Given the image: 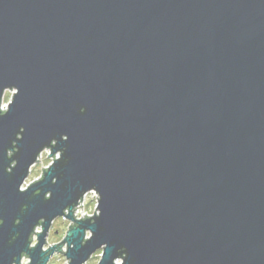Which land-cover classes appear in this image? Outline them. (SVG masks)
<instances>
[{
	"label": "water",
	"instance_id": "obj_1",
	"mask_svg": "<svg viewBox=\"0 0 264 264\" xmlns=\"http://www.w3.org/2000/svg\"><path fill=\"white\" fill-rule=\"evenodd\" d=\"M12 83L21 92L0 117V264L27 247L39 216L92 183L103 214L69 229L75 264L104 241L102 264L124 245L127 264H264V0H0V87ZM63 132L69 162L20 193L39 146ZM32 255L46 259L39 246Z\"/></svg>",
	"mask_w": 264,
	"mask_h": 264
},
{
	"label": "clouds",
	"instance_id": "obj_2",
	"mask_svg": "<svg viewBox=\"0 0 264 264\" xmlns=\"http://www.w3.org/2000/svg\"><path fill=\"white\" fill-rule=\"evenodd\" d=\"M21 92V88L18 84H6L0 87V98L4 101L9 100L14 96V101L11 103H0V117L5 116L11 111V106L14 104L17 96ZM81 112L87 111V106L80 107ZM27 131L25 125H20L19 131L16 133V138L11 141V147L7 148L6 155L10 159V163L5 166L4 171L11 174L14 169L19 166V159L14 158L16 154L20 152L19 141L24 138V133ZM70 140V135L67 132L61 133L59 136H52L46 142L39 146L35 152L34 159L31 160L27 166L26 175H24L22 181L19 183L18 191L20 193H26L31 191L32 187L36 184L43 183L48 178L49 172L60 161H64L65 164L69 162L66 159V153L68 145L66 142ZM61 141L65 143L61 145ZM64 175L61 172L59 175H53L51 178V185L59 183L61 177ZM37 189L41 191L38 193ZM89 193L87 203L83 201L84 193ZM75 199L66 203L61 211L49 217L47 215H41L37 221L32 225L31 231L27 236V247L20 250L18 254H14L11 260V264H35V259L32 255V250L38 246L42 253L45 254L46 259L43 264H75V258L69 255L71 249L76 247L74 241L68 239L72 231L69 229H76L75 224H81L83 222H90L94 225L98 218L103 214L102 201L103 193L100 190L98 184L92 183L86 186H76L74 188ZM33 195L41 196L44 200H51L54 196V189L48 187L47 190L43 187L35 188ZM29 208L27 203H24L21 207V212L26 211ZM49 222V230L43 235V242L41 241V233L44 232V225L42 221ZM5 217L0 216V227L5 224ZM22 222V217L18 216L15 220V224L19 225ZM85 229H88L85 232ZM59 230L58 234L56 231ZM21 235L20 232H16L9 243L16 240ZM95 237V230L93 227H86L83 229V238L80 241L81 246L87 245V243ZM109 247L108 241H104L93 251H91L87 258L80 261V264H102L105 259L106 251ZM55 250L53 251V249ZM52 250V251H50ZM118 255L112 258V264H127L129 253L127 251V245L121 246L118 250Z\"/></svg>",
	"mask_w": 264,
	"mask_h": 264
},
{
	"label": "rangeland",
	"instance_id": "obj_3",
	"mask_svg": "<svg viewBox=\"0 0 264 264\" xmlns=\"http://www.w3.org/2000/svg\"><path fill=\"white\" fill-rule=\"evenodd\" d=\"M11 98H12V97H10L9 100H7V101H4V100H3V102H4V103H8V102L10 101ZM88 198H89V195L86 197V199H85V203H87ZM58 232H59V230H57L56 233H54V234H58Z\"/></svg>",
	"mask_w": 264,
	"mask_h": 264
},
{
	"label": "built area",
	"instance_id": "obj_4",
	"mask_svg": "<svg viewBox=\"0 0 264 264\" xmlns=\"http://www.w3.org/2000/svg\"><path fill=\"white\" fill-rule=\"evenodd\" d=\"M4 103V102H3ZM89 195V193H86L83 197V201L85 202L86 197Z\"/></svg>",
	"mask_w": 264,
	"mask_h": 264
}]
</instances>
